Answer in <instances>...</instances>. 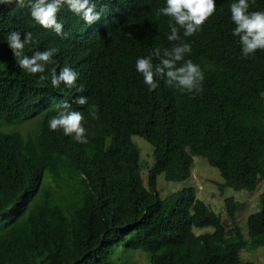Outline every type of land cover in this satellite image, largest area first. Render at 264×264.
Listing matches in <instances>:
<instances>
[{
	"label": "trees",
	"instance_id": "1",
	"mask_svg": "<svg viewBox=\"0 0 264 264\" xmlns=\"http://www.w3.org/2000/svg\"><path fill=\"white\" fill-rule=\"evenodd\" d=\"M231 2L215 0L199 31L180 33L204 74L195 94L163 81L149 91L135 70L138 57L177 43L166 39L169 18L157 16L164 0H98L97 28L61 8L63 36L36 24L27 7L0 6V264H116L119 248L144 251L149 264H262L239 253L249 239L264 245V50L240 55ZM249 11H264V0H249ZM11 31L31 33L25 55L57 49L43 74L17 66L3 41ZM66 66L76 83L53 88L52 70ZM81 95L86 105L74 103ZM62 101L81 112L86 142L49 129ZM134 135L152 146L147 186ZM195 155L219 171L221 190L262 183L247 238L233 198L224 204L229 224L194 187L160 195L158 176L186 180ZM206 227L213 231L197 233Z\"/></svg>",
	"mask_w": 264,
	"mask_h": 264
},
{
	"label": "clouds",
	"instance_id": "2",
	"mask_svg": "<svg viewBox=\"0 0 264 264\" xmlns=\"http://www.w3.org/2000/svg\"><path fill=\"white\" fill-rule=\"evenodd\" d=\"M97 3L98 0H0V6L14 4L27 7L28 14L36 24L52 30L58 36L66 35L63 32V23L57 19V13L61 8L66 7L92 28H97L98 22L92 24L100 16V12L96 10ZM214 10L215 0H164V6L158 9L157 16L169 18V33L166 39L177 43L172 44L170 48H155L151 55L135 60V70L142 76L143 83L149 91L155 90L160 81L181 93L195 94L202 90L204 74L198 64L186 58V54H190L192 49L190 43L181 39L180 33L182 31L183 37L192 36L200 30L201 25ZM229 12L234 25L231 34L238 37L240 55L246 58L257 50H264V11H249V0H232ZM30 40L31 33H23L21 38V32L11 31L3 41L7 43L20 69L29 74H43L45 66L52 61L57 49L52 47L25 55L23 49ZM153 57L158 62L153 63ZM78 75L77 71L67 66L61 68L58 73L53 69L50 74L51 85L56 88L64 84L71 88L76 83ZM39 78L44 80L45 76L41 75ZM77 91H83V85H77ZM48 99L49 97L45 98ZM74 103L86 105L87 97L77 96ZM56 109V115L48 121L49 129L59 128L64 135L73 136L77 142H86L81 112L72 110L68 101L57 103ZM88 112L94 118L95 105L90 106Z\"/></svg>",
	"mask_w": 264,
	"mask_h": 264
},
{
	"label": "rangeland",
	"instance_id": "3",
	"mask_svg": "<svg viewBox=\"0 0 264 264\" xmlns=\"http://www.w3.org/2000/svg\"><path fill=\"white\" fill-rule=\"evenodd\" d=\"M132 140L139 147L142 178L144 184L147 186L148 171L153 163L152 146L138 135L132 136ZM193 159L191 175L184 181H167L164 179L163 174L158 176L157 187L160 195L165 197L177 190L194 187L197 198L204 201L212 211L221 214L227 222H229V219L224 208L225 199L233 198L241 203L236 213V221L240 226L241 233L247 238V217L250 213L259 210V195L262 192V183L253 192L235 190L230 187L221 190L219 186L224 180L219 171L215 167L210 166L203 156L195 155ZM231 229L229 225L227 229L228 236L233 234ZM196 231L197 233H209L213 231V228L206 227ZM239 256L242 261H253L264 264V245L252 246L249 239L248 244L241 249ZM113 260L116 264H149L148 255L142 250L130 249L124 251L122 248H119L116 250Z\"/></svg>",
	"mask_w": 264,
	"mask_h": 264
},
{
	"label": "bare ground",
	"instance_id": "4",
	"mask_svg": "<svg viewBox=\"0 0 264 264\" xmlns=\"http://www.w3.org/2000/svg\"><path fill=\"white\" fill-rule=\"evenodd\" d=\"M98 109V108H97ZM53 115V114H52ZM86 122V121H85ZM154 127V126H153ZM21 133V132H20ZM45 145V144H44ZM49 146V145H48ZM35 147V146H34ZM47 154V153H46Z\"/></svg>",
	"mask_w": 264,
	"mask_h": 264
}]
</instances>
